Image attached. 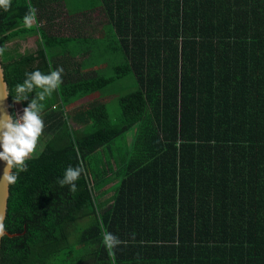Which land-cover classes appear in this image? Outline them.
I'll return each mask as SVG.
<instances>
[{
  "label": "trees",
  "instance_id": "obj_1",
  "mask_svg": "<svg viewBox=\"0 0 264 264\" xmlns=\"http://www.w3.org/2000/svg\"><path fill=\"white\" fill-rule=\"evenodd\" d=\"M77 1L0 9L11 114L25 72L66 69L81 55L57 35L62 12L79 28L103 11L109 29L89 45L112 72L65 76L45 102L43 152L9 186L4 223L17 235L1 239L0 264H264V0ZM38 32L37 49L20 53L17 41ZM94 93L116 98L115 122L97 100L68 111ZM81 163L70 193L57 181ZM105 230L122 242L115 261Z\"/></svg>",
  "mask_w": 264,
  "mask_h": 264
},
{
  "label": "clouds",
  "instance_id": "obj_2",
  "mask_svg": "<svg viewBox=\"0 0 264 264\" xmlns=\"http://www.w3.org/2000/svg\"><path fill=\"white\" fill-rule=\"evenodd\" d=\"M12 6V0H0V9L7 12ZM37 9L29 4L28 11L22 19V27L31 29L38 26ZM6 47H0V57L6 53ZM3 68L0 67V100L6 99L10 94L3 79ZM63 67H57L45 74L39 69L25 72L24 80L15 84L13 99L16 102L28 101L23 108L22 115L9 114L7 111H0V161L5 163L2 177H0V201L4 199L9 186L15 185L20 174L27 172L29 162L38 159L43 152L42 138L46 124L43 117L45 102L52 99L53 93L59 91L63 83ZM55 108V105H53ZM86 175L83 164L76 167L68 166L61 179L57 183L61 186H68L70 193H76L77 182L81 175ZM5 208L0 203V239L6 235ZM102 243L111 260L115 261L116 248L122 243L121 240L108 231L102 232Z\"/></svg>",
  "mask_w": 264,
  "mask_h": 264
},
{
  "label": "crops",
  "instance_id": "obj_3",
  "mask_svg": "<svg viewBox=\"0 0 264 264\" xmlns=\"http://www.w3.org/2000/svg\"><path fill=\"white\" fill-rule=\"evenodd\" d=\"M60 7V6H59ZM64 8V7H63ZM65 9V8H64ZM100 8H96L93 13H91L87 18H81L80 26L77 28V26H73L71 23L72 18H67L62 24L64 26L62 27L63 31H66L67 34H59V36H63L65 38H68V42L65 44L67 49H75V46H79V48L82 50L81 55L76 56V58L73 59H67V66L66 69H64V75L63 78L66 76V80L68 79H74L76 80L78 76L82 75H91L95 71H104V68L106 66V62L99 63L98 60L93 59L92 49L90 48V42L95 40H100L104 38L105 30L109 29L108 25H106V20L103 18H99L97 22H93V19L90 18V16L93 14V16H98V13H100ZM64 11V10H63ZM66 13L62 12L61 18L63 19ZM45 18H43L42 22L45 23ZM43 23V24H44ZM50 32V31H49ZM59 32V31H58ZM74 38V40H72ZM41 42L40 33L38 32L36 35L27 38L25 41H17L18 44V51L20 53H24L26 51L33 52L37 49L38 44ZM98 62V63H97ZM95 63L93 66L89 67L88 65ZM66 74V75H65ZM92 98V101L97 100L100 98L98 93H94L88 97H85L83 99ZM82 100V99H81ZM79 102V101H78ZM77 102V103H78ZM67 108V107H66ZM70 111V110H68ZM68 111H65V113H68ZM44 136L43 138H45ZM44 142L43 139L41 143Z\"/></svg>",
  "mask_w": 264,
  "mask_h": 264
},
{
  "label": "rangeland",
  "instance_id": "obj_4",
  "mask_svg": "<svg viewBox=\"0 0 264 264\" xmlns=\"http://www.w3.org/2000/svg\"><path fill=\"white\" fill-rule=\"evenodd\" d=\"M74 2H76L75 4H78V1L77 0H74ZM61 18V17H60ZM90 18L93 19V22H97V20L99 18H103L106 20L105 18V15L103 14V11L100 10V13H98V16H93V14L90 16ZM79 19V18H78ZM65 20H67V17L64 16L63 19H59V21H62L64 22ZM59 34H67L66 31H63L62 29H59L58 30ZM101 54L99 55L98 59L101 58ZM100 60V59H99ZM99 63H102V61L100 60ZM89 67H91L90 65H88ZM107 67V71L105 72L107 75H111V69L106 65ZM109 68V69H108ZM121 86L122 87H130L132 85V81L128 78L122 80L121 82ZM92 101V98H88V99H82L80 100L78 103L76 102L74 105H71L69 106V110L73 107H86L88 102H91ZM98 101L100 102H103L105 103V105L107 104V108H108V113H109V118L111 121L115 122L117 120V117H118V114H119V108H118V105H117V101H116V98L114 96H110V97H100L98 99ZM16 104H14V110L16 112V115H18L17 113V109H16ZM110 121V122H111ZM69 123L71 124V126L73 127H79V126H76L74 123H72L71 121H69ZM112 123V122H111ZM134 133H135V129H131L128 133H126V135L123 137L122 140L118 141V146L120 147V151H124L125 152V149L122 147V145L124 146H127L126 148V151H128L130 149V144H131V141L133 140V137H134ZM111 194L107 195L106 197H109Z\"/></svg>",
  "mask_w": 264,
  "mask_h": 264
},
{
  "label": "water",
  "instance_id": "obj_5",
  "mask_svg": "<svg viewBox=\"0 0 264 264\" xmlns=\"http://www.w3.org/2000/svg\"><path fill=\"white\" fill-rule=\"evenodd\" d=\"M0 67L1 66V62H0ZM3 79H4V75H3ZM5 82V80H4ZM6 83V82H5ZM7 85V84H6ZM8 89V87H7ZM14 108V106H13ZM23 106L20 102H17L16 104V109H17V113L18 115H22L23 114ZM11 105L9 103V99L8 97L4 100H0V111H7L9 114H11ZM14 114L16 115V112L14 110ZM0 151H2V149H0ZM4 168H5V163L3 161H0V177H2L3 175V171H4ZM8 197H9V187L7 189V193H6V196L4 197V199L2 201H0V203L3 204L4 208H5V212L7 210V201H8ZM6 218V217H5ZM17 234H9L7 233L6 231V235L5 236H8V237H13V236H16ZM0 246H1V239H0Z\"/></svg>",
  "mask_w": 264,
  "mask_h": 264
}]
</instances>
